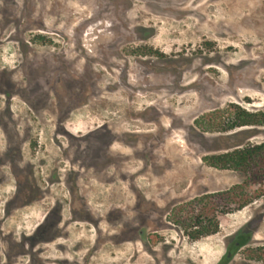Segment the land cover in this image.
I'll use <instances>...</instances> for the list:
<instances>
[{
  "label": "rangeland",
  "instance_id": "obj_1",
  "mask_svg": "<svg viewBox=\"0 0 264 264\" xmlns=\"http://www.w3.org/2000/svg\"><path fill=\"white\" fill-rule=\"evenodd\" d=\"M231 105L264 117V0H0V264H264L229 250L264 194L197 239L170 219L244 178L205 155L264 141L196 124Z\"/></svg>",
  "mask_w": 264,
  "mask_h": 264
},
{
  "label": "trees",
  "instance_id": "obj_2",
  "mask_svg": "<svg viewBox=\"0 0 264 264\" xmlns=\"http://www.w3.org/2000/svg\"><path fill=\"white\" fill-rule=\"evenodd\" d=\"M235 115L234 125L264 123L261 114L248 113L237 106L231 105L225 111H213L196 120L198 126L204 125L205 130L220 126L225 112ZM232 150L222 153L205 155L203 161L219 169L241 171L244 178L221 190L202 193L185 204L176 205L172 210V219L182 226L186 235L191 239L216 233L218 231V214L238 210L253 202L264 194V141L257 144H241ZM186 206L189 216H183ZM252 238L250 232L236 237L229 248L230 253L248 243ZM245 258L264 263V246L247 247L244 249Z\"/></svg>",
  "mask_w": 264,
  "mask_h": 264
},
{
  "label": "flooded vegetation",
  "instance_id": "obj_3",
  "mask_svg": "<svg viewBox=\"0 0 264 264\" xmlns=\"http://www.w3.org/2000/svg\"><path fill=\"white\" fill-rule=\"evenodd\" d=\"M61 203L60 204H54L51 206V208L49 209L47 215L48 217L45 219L44 224L41 226H38L35 228L34 230V235L35 236H39L41 234L47 235V236H51V233H58L59 231V224L61 222V220H59L61 218ZM4 208H2V212L0 215V224L3 223V214H4ZM56 220V221H53ZM45 229V232H42L41 230ZM140 233H143V230H140ZM35 251L37 249H34ZM41 253V252H39Z\"/></svg>",
  "mask_w": 264,
  "mask_h": 264
},
{
  "label": "crops",
  "instance_id": "obj_4",
  "mask_svg": "<svg viewBox=\"0 0 264 264\" xmlns=\"http://www.w3.org/2000/svg\"><path fill=\"white\" fill-rule=\"evenodd\" d=\"M251 218V217H250ZM249 219L246 222H249ZM252 239H264V211L260 213L259 219L256 222V226L251 230Z\"/></svg>",
  "mask_w": 264,
  "mask_h": 264
},
{
  "label": "bare ground",
  "instance_id": "obj_5",
  "mask_svg": "<svg viewBox=\"0 0 264 264\" xmlns=\"http://www.w3.org/2000/svg\"><path fill=\"white\" fill-rule=\"evenodd\" d=\"M261 4H262V3H261ZM258 7H259V6H258ZM261 7H262V6H261ZM259 9H260V8H259ZM259 9H258V10H259Z\"/></svg>",
  "mask_w": 264,
  "mask_h": 264
}]
</instances>
